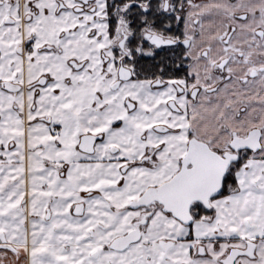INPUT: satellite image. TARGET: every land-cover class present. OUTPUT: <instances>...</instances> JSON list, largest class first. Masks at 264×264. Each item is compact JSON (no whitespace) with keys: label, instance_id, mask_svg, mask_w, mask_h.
Listing matches in <instances>:
<instances>
[{"label":"snow or ice","instance_id":"1","mask_svg":"<svg viewBox=\"0 0 264 264\" xmlns=\"http://www.w3.org/2000/svg\"><path fill=\"white\" fill-rule=\"evenodd\" d=\"M0 264H264V0H0Z\"/></svg>","mask_w":264,"mask_h":264}]
</instances>
